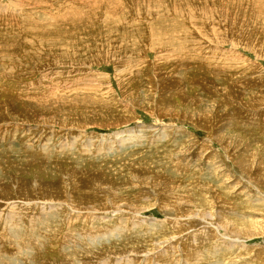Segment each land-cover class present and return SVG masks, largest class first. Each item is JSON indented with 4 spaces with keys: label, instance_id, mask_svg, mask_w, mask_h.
<instances>
[{
    "label": "rangeland",
    "instance_id": "obj_1",
    "mask_svg": "<svg viewBox=\"0 0 264 264\" xmlns=\"http://www.w3.org/2000/svg\"><path fill=\"white\" fill-rule=\"evenodd\" d=\"M41 168L64 205L52 250L114 226L80 245L122 252L111 264L144 245L132 264H264V0H0L4 257L9 214L49 211ZM80 175L100 181L102 211L77 207ZM25 250L13 264L57 257Z\"/></svg>",
    "mask_w": 264,
    "mask_h": 264
},
{
    "label": "bare ground",
    "instance_id": "obj_2",
    "mask_svg": "<svg viewBox=\"0 0 264 264\" xmlns=\"http://www.w3.org/2000/svg\"><path fill=\"white\" fill-rule=\"evenodd\" d=\"M71 1H73V0H71ZM77 1V0H76ZM80 1V0H79ZM84 2V1H83ZM134 2V1H133ZM69 3H70V1H69ZM73 4V3H72ZM135 4V3H134ZM133 4V5H134ZM136 5V7H137V3L135 4ZM134 5V6H135ZM116 7H118V5L116 6ZM115 7V8H116ZM77 8H79V7H77ZM70 9V8H69ZM70 11H71V9H70ZM130 11V10H129ZM73 12V11H72ZM82 12V11H81ZM135 12H137V8H135V9H133L132 10V13H135ZM153 12V11H152ZM78 13V12H77ZM101 13V12H100ZM71 14V13H70ZM75 14V13H74ZM80 14V13H79ZM153 14H155V12L153 13ZM77 15V14H76ZM82 15H83V13H82ZM79 16V15H78ZM75 19H77V18H75ZM74 19V20H75ZM33 20L32 19H30V20H27L26 22L28 23V22H32ZM73 23V22H72ZM76 24H78V23H76ZM70 25H72V24H70ZM72 30V29H71ZM83 34V33H82ZM136 36L135 37H140L141 35H139L140 33H138L137 31L134 33ZM83 39H87V34L84 36V38ZM90 39V38H89ZM87 41V40H86ZM179 40L177 39V37L174 35V40L172 41V43H175V42H178ZM114 42H116V41H114ZM79 44V43H78ZM92 45H94V44H92ZM73 46V45H72ZM235 46V45H234ZM69 47H71L70 45H69ZM180 48H182V47H180ZM81 49V48H80ZM209 49V48H208ZM58 50V49H57ZM63 50V49H62ZM71 50V49H70ZM73 50H76L75 48L73 49ZM56 51V50H55ZM59 51H60V49H59ZM84 51V50H83ZM178 51H180V49L178 50ZM183 51V50H182ZM194 51V50H193ZM192 51V52H193ZM82 52V51H81ZM182 58V57H181ZM191 60V59H190ZM190 60H188V61H190ZM187 61V60H186ZM197 61V60H196ZM165 71V70H164ZM33 160H36L35 159V157L33 158ZM40 161H42V165H43V163H45V162H47V161H45L44 159L42 160V159H40ZM39 162V161H38ZM77 168V167H76ZM154 168V167H153ZM43 169V170H42ZM46 169H44V168H41L40 169V171H36V172H33V173H35V175H36V177L38 178V180L40 181H42V188H41V191L43 192V194H44V196H46V197H48V200L45 202V203H43L45 206L44 207H42L43 209H45L47 206H49V211H48V213H46V214H43V215H41V217H38V218H36V217H34V218H31V217H25V216H23L24 215V213L23 212H12V213H10L9 214V217H8V220H5V224H4V226H3V229H4V233L6 234V236L8 237V239H11V236L12 235H14V237H15V242H14V244H12L9 240H8V242H9V245H12V246H15V248H16V251H14V252H11V253H8L7 252V254L6 255H8L7 257H4L5 255L4 254H2V253H5L3 250H1L0 249V264H13L14 262V260L16 259V258H18V259H20V258H22L23 259V255H22V250H25V251H23V252H25V253H27V254H29V256L30 255H38V254H40V255H42V256H44V255H48L50 252H53V253H55V254H57V257H56V260H55V262H53L54 264H111V261L112 260H114V258L113 257H109V256H112V255H118L119 253H122V252H120V251H115L114 249L112 250H110L107 254H103V253H100V252H92V251H90L89 249H85L87 246L85 245H83V246H81L80 244H81V242H84V240L85 239H87V238H92V239H94V238H100L101 239V237L104 235V237L106 238L108 235H105V234H107V233H109V232H111V231H113V230H118V232L121 230V229H126L125 227H114V226H112L111 228H103V226H98L97 225V230H95L94 228L93 229H90L89 231H84V233H82V234H80V233H77V234H74V235H72V236H70V239H72L75 243H69V242H63L64 243V245H61V252L59 253V251H57V249L56 250H52L49 246H48V244H46L45 242H44V238L47 236V235H50L51 234V232L53 231V229H54V227L58 224V221L55 219V217H53L54 216V212H56L58 209H60V208H62V207H64V205L63 204H61L60 206H58L57 204H52V202H53V199H59V198H61V196L59 195V194H57L56 193V185H57V183L55 182V181H52V182H49V183H47L46 181H45V176H47V173H46V171H45ZM79 170V169H78ZM77 169L76 170H74V172H77L78 171ZM13 172H14V174H15V179H18L19 180V182H21V184H20V186H23L24 187V192L26 193V192H29V191H27V190H25L26 189V187L24 186V184H23V179L18 175V173H17V171L18 170H16V169H13L12 170ZM29 173H31V172H29V171H25V174H29ZM261 173V172H260ZM0 174H1V172H0ZM93 174V173H92ZM89 175H91V174H89ZM1 176V175H0ZM40 177H42V178H40ZM78 177V179H81V184L79 185V183H78V188L80 189V190H82V191H86V193L87 192H89L87 195H89V196H87L86 195V197H83V199L84 198H86L85 199V201H83V202H86V203H84L83 205H76L78 208H81L82 207V209H90L91 210V213H93V214H96V213H98V210H101V209H103V208H105L104 207V205L101 203V201L99 200V199H97V198H101L100 197V195L99 196H95V195H97V193L95 192V191H98L99 189H101V188H99L98 189V186H99V183H100V181H98V180H96V181H94V182H92V183H89L90 185L88 186V185H86V183H85V179H90V176H84V175H80V176H77ZM55 178V177H54ZM12 179H13V177H12ZM93 179V178H92ZM104 179V178H103ZM103 179H100V180H103ZM37 180V181H38ZM57 181V180H56ZM91 181H93V180H91ZM98 181V182H97ZM135 181V180H134ZM18 182V183H19ZM59 182V181H58ZM12 183V182H11ZM97 183V186H94L93 187V185L94 184H96ZM152 183V182H151ZM103 184V183H102ZM83 187L85 188L84 190H83ZM106 188H107V186H105ZM173 189V188H172ZM105 190V189H104ZM121 191V190H120ZM82 193V192H81ZM22 196V195H21ZM13 198V197H12ZM116 198V197H115ZM28 200V199H27ZM95 200V201H94ZM82 201V200H81ZM260 202V201H259ZM79 203V202H78ZM108 204H111V208H116L117 206V203H114V202H111V203H109L108 202ZM103 205V206H102ZM43 206V205H42ZM70 206V205H69ZM74 207V206H73ZM77 207H75V208H77ZM123 207H125V206H123ZM188 207V206H187ZM193 207V206H192ZM77 208V209H78ZM126 208V207H125ZM71 209H72V206H71ZM118 209V208H117ZM128 209H130L129 207H128ZM131 209H134V208H132L131 207ZM190 209V208H189ZM74 210V209H73ZM119 210V209H118ZM77 211V210H76ZM102 211V210H101ZM134 211V210H133ZM74 212V211H73ZM73 212H71L72 214H73ZM189 212V211H188ZM199 212V211H198ZM91 216H93V215H91ZM90 216V217H91ZM95 217V216H94ZM201 217V216H200ZM211 218V220H213V217L212 216H210ZM96 218H97V216L94 218V220H96ZM101 218V217H100ZM202 218H203V216H202ZM7 219V218H6ZM23 221H24V223H27V222H29V224L28 225H24L23 224ZM103 220H101V222H102ZM103 224V223H102ZM124 225V224H123ZM222 226V225H221ZM102 228V229H101ZM152 228V227H151ZM235 228V227H234ZM236 230V229H235ZM235 230L233 229V234L234 235H237V232H235ZM131 232H135L134 230H130V229H128L127 228V232L125 231L124 233H128V235H132V233ZM101 234H103V235H101ZM140 234V233H139ZM123 235V234H122ZM150 235H153V234H150ZM160 237H161V234H160ZM159 236H156V238L157 239H159L160 238ZM5 238V237H4ZM2 239V240H1ZM0 239V245H2V246H6L5 244H7V242L6 241H3V238H1ZM27 239V240H26ZM65 239V238H64ZM69 239V238H68ZM91 239V242L93 241ZM5 240V239H4ZM59 240V239H58ZM65 240H67V239H65ZM65 240H63V241H65ZM112 240V239H111ZM171 240V239H170ZM68 241V240H67ZM86 241V240H85ZM47 242V241H46ZM58 242V241H57ZM56 242V243H57ZM48 243V242H47ZM51 243V242H50ZM62 243V244H63ZM74 244H76L77 245V247H84V251H82V252H79V251H76V250H74L73 249V245ZM155 248L157 249V248H159V246H161L162 245V242L160 241V240H157L156 242H155ZM92 245V244H91ZM229 245V244H228ZM58 247H60L59 246V244L57 245ZM225 247H226V245H225ZM0 248H2L1 246H0ZM25 248V249H24ZM54 248V247H53ZM239 248V247H238ZM94 249V248H93ZM166 249V248H165ZM222 248H219V251L221 250ZM233 250V249H235L234 248V245H233V247H231V248H229V250ZM239 249H241L242 250V248H239ZM82 250V249H81ZM91 250H92V248H91ZM223 250H224V248H223ZM95 251V250H94ZM96 251H97V249H96ZM219 251L217 252L218 254H219ZM222 251V250H221ZM2 252V253H1ZM195 252V251H194ZM199 252V251H198ZM149 253V248L148 247H146L145 245L142 247V248H139L138 250H134L133 252H131L130 253V255L131 256H133L134 258L135 257H139L140 255H143V257H145L147 254ZM165 253H167V252H165ZM221 253V252H220ZM217 254V255H218ZM128 255V254H127ZM148 256H149V254H148ZM152 256H154V255H152ZM165 256V255H164ZM194 256V255H193ZM203 255H201V253H199L198 254V259L199 260H201V257H202ZM39 257V256H38ZM59 257H60V259L62 258V261H59ZM103 257H107L106 258V260H102V258ZM35 258V257H34ZM34 258H33V260H34ZM134 258H130L129 260H130V263L132 264V263H134L136 260L134 259ZM140 258V257H139ZM146 258H147V256H146ZM182 258V257H181ZM178 259V258H177ZM35 260L37 261V259L35 258ZM127 260V259H126ZM128 260V261H129ZM151 260H152V257H151ZM204 260V259H203ZM181 261V260H180ZM19 262V261H18ZM31 262V261H30ZM125 261H123V260H115V263H112V264H123ZM197 262V264H200V261H196ZM16 263V262H15ZM35 263V262H34ZM126 263V262H125ZM19 264V263H18ZM31 264H32V262H31ZM158 264V263H157ZM169 264H172V263H169Z\"/></svg>",
    "mask_w": 264,
    "mask_h": 264
}]
</instances>
